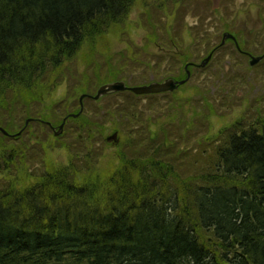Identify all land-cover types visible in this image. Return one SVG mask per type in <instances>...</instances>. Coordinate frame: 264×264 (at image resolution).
<instances>
[{
    "label": "trees",
    "instance_id": "16d2710c",
    "mask_svg": "<svg viewBox=\"0 0 264 264\" xmlns=\"http://www.w3.org/2000/svg\"><path fill=\"white\" fill-rule=\"evenodd\" d=\"M137 4L142 46L129 38ZM210 4L0 0V128L8 134L0 132V264H264V117L206 138L207 162L191 173L183 166L189 149L174 155L170 139L188 140L187 122L171 126L159 106L138 110L137 100L163 94L104 96L98 102L120 96L127 105H106L95 114L99 124L84 110L70 117L80 109L76 97L127 81L128 67L156 77L167 62L177 74L160 81L186 79L185 66L190 79L198 68L191 46L209 42L182 20L191 13L203 22ZM185 31L197 44L176 56ZM117 36L126 47L113 55L107 43ZM63 84L71 86L66 96L50 100ZM170 102L166 116L183 110ZM66 117L77 133L68 147L81 150L67 151V164L59 165L51 160L59 140L51 128ZM105 123L121 141L115 162L98 169L104 151L94 145L104 139L97 142L94 132L102 135ZM84 140L92 145L82 148Z\"/></svg>",
    "mask_w": 264,
    "mask_h": 264
},
{
    "label": "rangeland",
    "instance_id": "374dc122",
    "mask_svg": "<svg viewBox=\"0 0 264 264\" xmlns=\"http://www.w3.org/2000/svg\"><path fill=\"white\" fill-rule=\"evenodd\" d=\"M153 1L155 0H147L149 5ZM212 7H221V9L219 11L215 10L214 12L210 10ZM209 8V11L203 13L206 17L203 22L199 20L201 15L194 17L191 13L185 14L182 20L187 28H200L202 35H206L204 40H208L209 42L207 46L204 44L201 45L200 47L203 46L201 50L194 48L193 45L191 46V50L194 52L195 57L192 61H196L195 64L199 65L205 59L207 54L211 51V47L220 43L222 35L225 32L231 34L235 32L238 34L237 36L238 40H240L241 48L254 56H258L264 51V0H212ZM150 11L149 9V12ZM143 12L144 11L141 10V5L137 4L128 17V24L131 28L129 38L136 45L140 46H142L145 33L141 29H138V21ZM181 38L183 39L182 49L175 50L176 56L183 55V53L185 54L187 48L191 45L190 43L194 41V37H190L188 31H185L184 34L181 35ZM107 44L110 54L113 55L123 51L126 47L124 40L121 41L118 36L112 37ZM195 44H197V42ZM149 50L152 54L157 52V50L153 48ZM192 51L188 53L190 54ZM196 51H198V53ZM188 53L186 52V54ZM181 71L183 72L182 66ZM174 72L175 68L172 65L169 66L167 62L163 63L159 76L156 77L152 76L153 72H146L143 74L141 69L128 67L126 73L128 80L124 81L129 87L139 86L146 84L143 82L145 78H149V82L154 80L160 81ZM174 74H177V72ZM191 74L192 77H190L189 81L184 85L185 87L176 90L173 94H163L162 97H157V99L137 100L139 101L138 110L142 107L146 110L147 107L151 106L154 110H157L156 107L159 106L161 112L158 114H161L162 117H164L165 114L166 122L172 119L171 126H178V122L182 118L187 122L188 140H185V138L178 140L173 134H171L170 139L176 142H174L176 145L174 148L175 150H172L174 155L178 154V151H176L178 147L189 149L187 150L189 158L184 160L183 165L189 173H191L194 168H200L207 162L208 153L211 151H208V145L204 142L206 138L208 139V137L216 135L221 129L228 127L236 121L249 124L257 117H264V63L249 68L248 59L236 53L232 42L227 41L223 47L215 52L205 67L201 69L194 68ZM87 76L93 79L91 71H89ZM116 78H121V76L118 75ZM70 87L69 84H63L50 97V100L53 99L54 101H58L63 99L67 91L70 90ZM97 88L98 87L94 88V90H90L92 93L91 96L95 95ZM77 98L79 97H76V102ZM91 100V98H86V100L82 101L83 112L93 121H98V124L100 118H97L95 114L102 113L106 105H127L122 101L120 96L104 99L100 102ZM150 102H152V104H150ZM169 102L170 105L174 107L182 104L183 110L177 111L176 114L172 113L170 117L166 116L167 111L171 108L167 105ZM183 111L185 114H183ZM92 115H94V118ZM70 125L69 122L64 125L61 135L56 137L59 139L55 142L57 150L52 151L51 154V160L54 161L55 164H67V151L77 154L80 153L81 149H76L74 151L72 147H68L77 137V133L74 135L72 134L73 132H69L74 131L73 128H70ZM54 128L58 131V126ZM113 129L116 128L112 124L105 123L102 135L94 132V135H97V142L98 139H100V141L101 138L104 139V145L100 144V142L94 145V148L98 146L104 151V154L96 159V168L98 169H103L107 167L109 163L115 162V153L118 151L117 145L121 141V133L119 131L116 132L117 138L119 139L118 144L115 145L112 142L106 141V138L115 132ZM173 133L178 136L181 135L176 131ZM52 135H54V133ZM79 139L82 141L81 135H79ZM60 145H64L65 147ZM82 145V148H86L87 145L91 146L92 144L90 141L84 140L80 146ZM203 150H206V152H203Z\"/></svg>",
    "mask_w": 264,
    "mask_h": 264
},
{
    "label": "water",
    "instance_id": "95a60500",
    "mask_svg": "<svg viewBox=\"0 0 264 264\" xmlns=\"http://www.w3.org/2000/svg\"><path fill=\"white\" fill-rule=\"evenodd\" d=\"M233 39V36L229 33H223L222 35V40L220 45H223L224 42L226 41V39ZM211 55H208L200 64H199V68H203L210 60ZM262 56H250L249 58V62H248V66L250 68L257 66V64L260 63V61L262 60ZM185 69L187 68V66L184 67ZM186 79L182 80V81H175L172 78H168L165 79L161 82H150L148 84H143L140 86H133V87H129L126 85V83L124 81H114V82H109L106 84H103L101 86H99L96 90V93L94 96H89V95H85L82 94L79 96L78 98V103H79V112L76 115H70V117L76 118L79 114L82 113L83 111V107H82V101L85 98H91L94 101H98L99 99H101L104 96L107 95H111V94H116V93H122L125 91H128L130 93H132L135 96H146V95H157V94H165V93H173L175 92L179 86L185 84L188 80H189V72H186ZM66 117L62 123L58 126V131L55 130L54 127H52L50 125V123H47L49 127H52V131L54 133V137H58L59 135H61L62 130H63V126L65 125L66 121H67ZM29 123V120L25 121V126H27ZM0 132L4 135H8L3 129L0 128ZM21 133H17V136H19ZM106 141L108 142H112L113 144H118V138H117V133L114 132L111 136L106 138Z\"/></svg>",
    "mask_w": 264,
    "mask_h": 264
},
{
    "label": "flooded vegetation",
    "instance_id": "af4514ba",
    "mask_svg": "<svg viewBox=\"0 0 264 264\" xmlns=\"http://www.w3.org/2000/svg\"><path fill=\"white\" fill-rule=\"evenodd\" d=\"M210 3H212V0H210ZM207 6V5H206ZM212 6V5H211ZM219 6H221V5H219ZM209 7H210V5H209ZM221 9V7H217V8H215V7H212L211 8V10L212 11H214L215 12V10L216 11H219ZM226 33V32H225ZM229 34H231V33H229ZM232 36H233V38H234V40L233 39H226V41L224 42V44L223 45H215V46H213L212 48H211V51L209 52V54H207V56L208 55H211V58H212V56L215 54V52L218 50V49H220L221 47H223L226 43H227V41H230V42H232V45L234 46V48H235V50H236V53L237 54H239V55H241V56H243V57H245V58H247L248 59V62H249V58H250V56H254V55H252V54H250V53H248L247 51H245V50H243L242 48H241V45H240V40H238V34H236L235 32H234V34H231ZM239 37H240V33H239ZM221 40H222V38H221ZM220 43H221V41H220ZM206 56V57H207ZM258 56H262L263 58H264V51L263 52H261V54L260 55H258ZM205 57V58H206ZM211 58H210V60H211ZM262 58V59H263ZM209 60V61H210ZM209 63V62H208ZM207 65V64H206ZM205 65V66H206ZM204 66V67H205Z\"/></svg>",
    "mask_w": 264,
    "mask_h": 264
}]
</instances>
